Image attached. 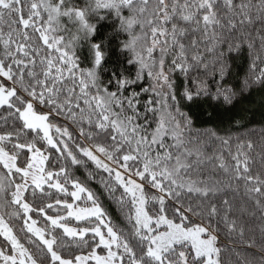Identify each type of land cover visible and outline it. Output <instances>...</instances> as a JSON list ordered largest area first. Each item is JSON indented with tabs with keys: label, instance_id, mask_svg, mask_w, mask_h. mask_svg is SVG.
Segmentation results:
<instances>
[{
	"label": "snow or ice",
	"instance_id": "snow-or-ice-1",
	"mask_svg": "<svg viewBox=\"0 0 264 264\" xmlns=\"http://www.w3.org/2000/svg\"><path fill=\"white\" fill-rule=\"evenodd\" d=\"M256 90L264 0H0V264H264Z\"/></svg>",
	"mask_w": 264,
	"mask_h": 264
},
{
	"label": "trees",
	"instance_id": "trees-1",
	"mask_svg": "<svg viewBox=\"0 0 264 264\" xmlns=\"http://www.w3.org/2000/svg\"><path fill=\"white\" fill-rule=\"evenodd\" d=\"M212 111L207 105L203 108L194 109L197 124L202 127L212 126L220 131L228 130L234 136H246L249 131L264 128V91L256 90L250 95L241 98L230 110L218 109L211 121L202 113ZM103 205L112 215L113 221L120 219L111 204L101 196ZM227 243V241H224Z\"/></svg>",
	"mask_w": 264,
	"mask_h": 264
}]
</instances>
